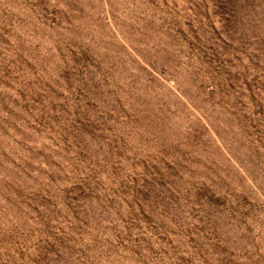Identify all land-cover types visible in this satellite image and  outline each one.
Here are the masks:
<instances>
[{"label": "rangeland", "instance_id": "rangeland-1", "mask_svg": "<svg viewBox=\"0 0 264 264\" xmlns=\"http://www.w3.org/2000/svg\"><path fill=\"white\" fill-rule=\"evenodd\" d=\"M0 264H264V0H0Z\"/></svg>", "mask_w": 264, "mask_h": 264}]
</instances>
